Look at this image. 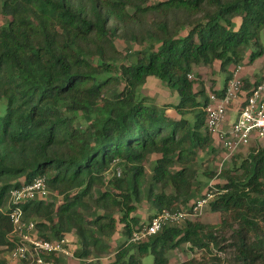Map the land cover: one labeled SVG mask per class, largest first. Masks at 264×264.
Instances as JSON below:
<instances>
[{
	"label": "trees",
	"instance_id": "trees-1",
	"mask_svg": "<svg viewBox=\"0 0 264 264\" xmlns=\"http://www.w3.org/2000/svg\"><path fill=\"white\" fill-rule=\"evenodd\" d=\"M0 17V264L14 248L10 194L39 177L59 204L19 206L41 239L75 235L82 264H103L118 224L125 241L110 264L148 255L169 264L185 245L200 255L179 264H264V147L254 145L230 156L223 182L208 189L219 224L197 216L130 242L146 225L132 216L137 204L150 203L155 215L194 205V164L217 148L205 126L208 98L199 100L205 91L188 75L200 65L237 66L248 50L249 63L261 56L264 0H1ZM151 78L177 102L159 107L140 95ZM242 83L248 95L252 84Z\"/></svg>",
	"mask_w": 264,
	"mask_h": 264
},
{
	"label": "built area",
	"instance_id": "built-area-1",
	"mask_svg": "<svg viewBox=\"0 0 264 264\" xmlns=\"http://www.w3.org/2000/svg\"><path fill=\"white\" fill-rule=\"evenodd\" d=\"M240 68L232 71L221 94L211 93L203 107L206 116V129L212 133L214 143L218 142L227 156L254 145L264 147V78L253 84L248 95L242 93ZM188 75V79H191ZM237 104L234 120L230 123L228 112ZM119 176V172H118ZM49 189L44 178H36L31 184L11 192L9 198V219L13 226L9 239L14 248L8 252L10 264H53L43 256L56 254L61 258H73L68 249V241L43 240L36 232V223L27 220L20 204L30 200H45ZM214 197V191H208L194 205L185 211L164 210L155 215L148 224L133 233L130 242L140 243L159 233L167 225L180 224L187 219L200 216L201 211Z\"/></svg>",
	"mask_w": 264,
	"mask_h": 264
},
{
	"label": "rangeland",
	"instance_id": "rangeland-1",
	"mask_svg": "<svg viewBox=\"0 0 264 264\" xmlns=\"http://www.w3.org/2000/svg\"><path fill=\"white\" fill-rule=\"evenodd\" d=\"M1 1V0H0ZM152 2L154 0H151ZM0 23H1V17H0ZM261 44L264 48V32L261 35ZM118 45L117 47L121 50L122 46ZM131 55L133 52H135L136 48H130ZM255 50H262V48L255 49ZM250 50H248L245 53L244 60L237 66L230 65L226 68V70L221 71L220 66L218 63H215L213 65L209 66H203L200 65L198 67L193 68L192 73L190 74L192 77L189 80H195L194 88L195 91H198L200 89H204V93L199 96V100L201 102L204 101V99L208 98L209 94H211L214 90H218L222 88L224 84V80L226 76H228L230 73L232 74V71L239 67L240 68V77H242L243 80H246L250 83V81L256 82L262 80L264 77V52L261 56H258L256 60L252 63H249L248 56L250 54ZM251 84V83H250ZM140 95L146 97L149 99V101L154 102L157 106H162L165 104H175L177 102V97L175 93H172L169 91L166 86L156 80V79H148L139 89ZM5 108V102L2 101L0 105V112L2 113ZM229 113V112H228ZM169 114L173 117H177L174 111H170ZM230 118H232L230 116ZM214 146L217 148V153L215 158H207L205 154L200 153L198 155V162L194 164V169L197 170V179L196 181L197 186L199 187L198 193H196L195 198L190 202L192 204L193 202H196L198 200L199 195H204L208 192V189L210 186H215L216 184H221L223 182L222 179L219 178L220 170L225 169V167L228 165V160L230 156H227V154L223 151L222 146L215 142ZM249 147L243 148L242 150L235 152L233 155H241L244 157L249 152ZM153 157L152 159H154ZM153 160H151L152 162ZM151 162H146L144 164L146 169L147 176L150 175L151 170ZM153 163V162H152ZM204 172H211L215 174V178L211 181H208L207 178H205L202 174ZM118 173V172H117ZM121 174L119 173V176ZM197 198V199H196ZM45 201H52L55 204H59L60 198L56 197L54 194H52L49 190V194L47 195V198ZM205 206L200 214V221L209 224V225H217L219 224L221 220V216L218 213H210L208 211V208ZM98 214H102L99 212ZM156 214L155 210L151 206L150 203L143 201L142 203L137 204V208L134 213H132V216H135L139 219V224H147L150 222V219ZM89 217H92L91 214L88 215ZM116 219L120 218V214H114L113 215ZM181 222L180 224H182ZM118 233L115 234V236L112 238V240L109 243V251L108 253H105L100 257V260L103 264H110L114 260V253L117 249L118 245H121L125 238L122 236V225L118 224L117 226ZM76 237L75 235H72L69 237V244L68 249L73 255V251L76 249ZM8 255V253H7ZM200 253L197 251H190L189 247L187 245L182 246L181 248H178L172 252L169 253V264H179L181 262H185L189 260L192 257H199ZM66 259V258H65ZM67 263L65 264H82L81 260L77 259L76 257L73 258H67ZM62 261V260H61ZM62 264L64 261H62ZM69 261V262H68ZM142 264H153V257L151 255L146 256L142 259Z\"/></svg>",
	"mask_w": 264,
	"mask_h": 264
},
{
	"label": "crops",
	"instance_id": "crops-1",
	"mask_svg": "<svg viewBox=\"0 0 264 264\" xmlns=\"http://www.w3.org/2000/svg\"><path fill=\"white\" fill-rule=\"evenodd\" d=\"M230 76H231V73L229 74ZM258 82V81H257ZM250 83L252 84V86H253V84L255 83V82H253V81H250ZM225 80H224V84H223V86H222V88H220V89H218V90H222L223 88H224V86H225ZM218 90H214V91H218ZM242 97V96H241ZM238 110V107H237V104L235 103V105H234V107H233V109L231 110V111H229V114H228V117H229V122L231 123L233 120H234V118H235V114H236V111ZM230 116L232 117V118H230ZM71 236V235H70ZM70 236H68V237H66L65 239L68 241V244H69V237ZM64 261L63 263H62V261ZM68 259L66 258H62V259H60V261H61V263L62 264H65V263H67L66 261H67ZM69 262V261H68Z\"/></svg>",
	"mask_w": 264,
	"mask_h": 264
}]
</instances>
